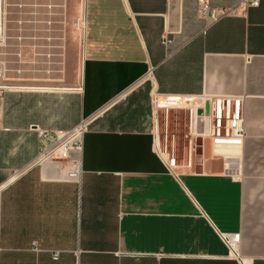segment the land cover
Masks as SVG:
<instances>
[{
	"label": "crops",
	"instance_id": "1",
	"mask_svg": "<svg viewBox=\"0 0 264 264\" xmlns=\"http://www.w3.org/2000/svg\"><path fill=\"white\" fill-rule=\"evenodd\" d=\"M242 1L85 0L70 80L4 86L0 264H264V0ZM152 81L241 97L242 144L205 137L198 162L185 132L170 167ZM82 122L81 151L45 153Z\"/></svg>",
	"mask_w": 264,
	"mask_h": 264
},
{
	"label": "rangeland",
	"instance_id": "2",
	"mask_svg": "<svg viewBox=\"0 0 264 264\" xmlns=\"http://www.w3.org/2000/svg\"><path fill=\"white\" fill-rule=\"evenodd\" d=\"M84 19L85 0H0V86L69 81L83 52ZM159 114L161 140L169 118L168 148L180 163L189 116L180 108Z\"/></svg>",
	"mask_w": 264,
	"mask_h": 264
},
{
	"label": "built area",
	"instance_id": "3",
	"mask_svg": "<svg viewBox=\"0 0 264 264\" xmlns=\"http://www.w3.org/2000/svg\"><path fill=\"white\" fill-rule=\"evenodd\" d=\"M243 4L258 6L259 0H243ZM204 12H209L212 22L219 20L222 16L233 12V9L210 8L204 3ZM164 43L170 40L164 38ZM4 86H0V97ZM151 103L153 110V120L158 127L159 111L164 110L168 114L170 108L186 110L189 116L190 144L198 137H208L215 145H240L245 135L243 101L239 96H208L201 95H173L159 91L152 81ZM86 124L82 122L75 129L67 133H57L54 143L45 149V153L52 157H69L71 152L81 151L83 146V134ZM47 132L41 130L42 139H47ZM168 126L165 124V137L159 142V150L165 156L170 167L178 165L175 154V147L172 144L171 150L168 148ZM196 144V141H195ZM196 148V147H195ZM192 152V149H191ZM223 239L230 246L234 247L239 240V234H223ZM60 251L53 253L55 259L59 258Z\"/></svg>",
	"mask_w": 264,
	"mask_h": 264
},
{
	"label": "water",
	"instance_id": "4",
	"mask_svg": "<svg viewBox=\"0 0 264 264\" xmlns=\"http://www.w3.org/2000/svg\"><path fill=\"white\" fill-rule=\"evenodd\" d=\"M202 144H203V139L202 137H198L196 139V148H195V154H196V160L198 162L201 161V156H202Z\"/></svg>",
	"mask_w": 264,
	"mask_h": 264
}]
</instances>
